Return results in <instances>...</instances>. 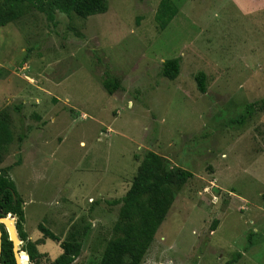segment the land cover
Listing matches in <instances>:
<instances>
[{
	"label": "rangeland",
	"instance_id": "rangeland-1",
	"mask_svg": "<svg viewBox=\"0 0 264 264\" xmlns=\"http://www.w3.org/2000/svg\"><path fill=\"white\" fill-rule=\"evenodd\" d=\"M105 2L87 18L32 10L0 28V70L12 72L0 112L13 133L0 167L12 166L23 230L42 244L36 264L71 236L82 245L73 264L99 263L148 151L193 177L173 189L141 264H264V111L240 122L264 99V0H171L162 31L160 0ZM173 58L179 74L163 78ZM107 76L120 80L112 95Z\"/></svg>",
	"mask_w": 264,
	"mask_h": 264
},
{
	"label": "trees",
	"instance_id": "trees-1",
	"mask_svg": "<svg viewBox=\"0 0 264 264\" xmlns=\"http://www.w3.org/2000/svg\"><path fill=\"white\" fill-rule=\"evenodd\" d=\"M32 10L45 14L47 20L53 21L55 12L79 18L103 14L107 11V4L105 0H0V28L19 20ZM176 14L177 8L171 0H160L155 14L159 29L164 30ZM179 71V58L168 59L161 64L160 75L166 79H174ZM193 78L199 93L205 94L206 75L198 72ZM102 85L105 91L112 95L120 89V80L107 76ZM255 110L264 111V99L246 106V115L241 116L240 122ZM12 141L13 133L8 116L1 111L0 164ZM18 141H22V136L18 137ZM11 168L12 166L0 167V218L8 214L15 216L18 237L25 242V247L21 250L28 255L30 263L36 264L42 254L36 248L39 243L28 240L23 230L25 220L21 207L23 201L8 174ZM192 177L190 171L177 166L169 167L162 156L148 151L137 168L130 188L117 201L120 208L113 227L115 236L106 243L98 264H141L156 231L173 203V189L184 186ZM37 229L45 239L59 242L57 236L45 226L39 224ZM0 230L2 232L0 264H16L8 233L3 225H0ZM59 248L61 254L50 264H73L80 255L82 245L75 236H71V239L60 241ZM26 259L25 255L20 256L21 262L25 263Z\"/></svg>",
	"mask_w": 264,
	"mask_h": 264
},
{
	"label": "water",
	"instance_id": "water-1",
	"mask_svg": "<svg viewBox=\"0 0 264 264\" xmlns=\"http://www.w3.org/2000/svg\"><path fill=\"white\" fill-rule=\"evenodd\" d=\"M23 209V205L21 206ZM15 216L12 214H8L6 217H1L0 218V225H3L8 233L9 240L12 242V251L14 255V259L16 264H21L20 263V256L25 255L29 261L28 255L21 250L19 245L21 244V240L18 237L17 234V228H16V222H15ZM9 221L13 222L12 224L9 225ZM1 238H2V232L0 230V256H1Z\"/></svg>",
	"mask_w": 264,
	"mask_h": 264
},
{
	"label": "crops",
	"instance_id": "crops-1",
	"mask_svg": "<svg viewBox=\"0 0 264 264\" xmlns=\"http://www.w3.org/2000/svg\"><path fill=\"white\" fill-rule=\"evenodd\" d=\"M2 68V66H0V69ZM22 69H24L22 67ZM12 72L8 71V74L5 75V78L2 76L1 70H0V87L4 86V85H8L10 83V80L12 78V76L10 75ZM28 78V76H26ZM38 245H42V244H38ZM38 245L36 246L37 250H38ZM39 252V251H38ZM40 253V252H39ZM41 254V253H40ZM59 256V255H58ZM57 256V257H58Z\"/></svg>",
	"mask_w": 264,
	"mask_h": 264
},
{
	"label": "bare ground",
	"instance_id": "bare-ground-1",
	"mask_svg": "<svg viewBox=\"0 0 264 264\" xmlns=\"http://www.w3.org/2000/svg\"><path fill=\"white\" fill-rule=\"evenodd\" d=\"M10 224H12V226H13V222L9 221V225H10ZM19 260H20V258H19ZM20 263H21V264H26V263H27V259L25 260V263L21 262V260H20Z\"/></svg>",
	"mask_w": 264,
	"mask_h": 264
}]
</instances>
